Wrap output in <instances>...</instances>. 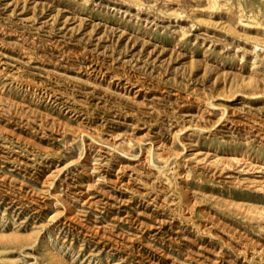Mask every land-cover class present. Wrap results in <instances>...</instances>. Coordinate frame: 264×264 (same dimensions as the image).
Here are the masks:
<instances>
[{"label": "rangeland", "instance_id": "374dc122", "mask_svg": "<svg viewBox=\"0 0 264 264\" xmlns=\"http://www.w3.org/2000/svg\"><path fill=\"white\" fill-rule=\"evenodd\" d=\"M220 1L0 0V264H264V8Z\"/></svg>", "mask_w": 264, "mask_h": 264}, {"label": "bare ground", "instance_id": "6f19581e", "mask_svg": "<svg viewBox=\"0 0 264 264\" xmlns=\"http://www.w3.org/2000/svg\"><path fill=\"white\" fill-rule=\"evenodd\" d=\"M207 1L211 4V8L219 9L223 5V3L220 0H207ZM248 6L250 7L249 12L246 13L245 15L242 14V16H245L248 19H244L242 21V26L246 28L254 27L255 26L254 24L258 26L259 24H261L259 18L261 17V12H263L264 0H250L248 1Z\"/></svg>", "mask_w": 264, "mask_h": 264}]
</instances>
